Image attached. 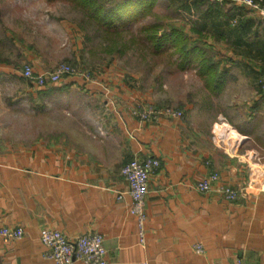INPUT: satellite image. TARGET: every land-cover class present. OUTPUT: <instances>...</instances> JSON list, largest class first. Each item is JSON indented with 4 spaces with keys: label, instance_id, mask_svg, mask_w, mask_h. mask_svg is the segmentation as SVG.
Returning a JSON list of instances; mask_svg holds the SVG:
<instances>
[{
    "label": "crops",
    "instance_id": "crops-1",
    "mask_svg": "<svg viewBox=\"0 0 264 264\" xmlns=\"http://www.w3.org/2000/svg\"><path fill=\"white\" fill-rule=\"evenodd\" d=\"M202 4L178 10L196 15L190 30L205 38L198 45L213 65L203 73L194 60L198 85L176 101L181 117L136 115L148 96L117 72L33 84V109L46 119L32 122L29 141L0 135V230L25 232L0 234V264H54L40 240L45 227L101 233L110 264H264V191L247 189L250 167L264 159V16L231 1ZM8 75L19 73L0 66V78ZM219 126L237 133L232 143ZM136 157L161 161L149 180L144 244L121 172ZM215 172L212 190L199 191ZM223 186L239 189L238 199Z\"/></svg>",
    "mask_w": 264,
    "mask_h": 264
},
{
    "label": "rangeland",
    "instance_id": "rangeland-1",
    "mask_svg": "<svg viewBox=\"0 0 264 264\" xmlns=\"http://www.w3.org/2000/svg\"><path fill=\"white\" fill-rule=\"evenodd\" d=\"M170 2L172 8L158 3L156 15L131 25L132 29L124 33L127 47L122 52L107 53L100 47L103 35L91 43L87 42L86 31L77 25L81 16L68 0H0V66L8 65L19 73L18 76L0 78V135L29 141L36 132L32 122L46 119L44 113L37 114L33 109V80L22 74L28 65L36 73H39V68L46 69L44 72H55L61 65H67L70 72L62 78L86 75L88 81L94 79L97 73L105 77L106 72H117L147 94L143 110L151 114L146 119L158 118L165 108L175 109L176 101L194 93L198 78L192 66H179L178 54L173 53L172 48L159 53H154L151 48L145 49L142 27L154 22L163 24L159 32L161 35L172 24L183 29L184 34L197 45L203 43L205 38L190 30L196 15L182 16L178 11L180 8L183 11L190 8V0ZM207 4L202 6L206 8ZM132 36L138 37L136 42L131 43ZM161 102L168 106L158 107ZM140 109L142 107H136L133 111L143 119ZM256 162L264 169V159ZM256 162L253 168L257 167Z\"/></svg>",
    "mask_w": 264,
    "mask_h": 264
},
{
    "label": "built area",
    "instance_id": "built-area-1",
    "mask_svg": "<svg viewBox=\"0 0 264 264\" xmlns=\"http://www.w3.org/2000/svg\"><path fill=\"white\" fill-rule=\"evenodd\" d=\"M216 3L223 4L225 1H231L236 5H247L254 10L260 11L264 16V6L261 0H213ZM70 72L67 65H61L55 72L36 73L31 66H25L23 76L33 80L39 86L44 87L48 83L57 84L63 79L62 76ZM85 78H88L84 75ZM264 86V77L259 82ZM163 113L171 114L176 117L183 116L181 110L166 108ZM143 119L150 117V112L140 109ZM160 114V112L158 113ZM141 117V116H140ZM250 158H256L255 154ZM260 161V159L258 160ZM261 162V161H260ZM258 163V162H256ZM161 166V161L156 157L146 159L134 158L122 168V175L129 183V193L133 199L131 212L134 215L137 225L140 243L146 242V222L147 214L145 210V201L148 194L149 180L152 173ZM250 167V180L247 185L249 190L264 191V169L258 163L256 168ZM219 173H212L208 178L203 179L197 184V189L202 192L211 191L213 182L219 179ZM223 196L228 200H236L241 194L239 189L223 186L221 188ZM0 234L6 240H19L24 237V229L21 227H4ZM41 242L48 248L47 257L54 264H74L75 261H81L83 264H110L108 250L105 246V238L101 233H85L75 237H69L59 229L45 227L40 233ZM195 249L198 253L204 252L202 244H196ZM144 264V263H143ZM237 264H241L240 261Z\"/></svg>",
    "mask_w": 264,
    "mask_h": 264
},
{
    "label": "trees",
    "instance_id": "trees-1",
    "mask_svg": "<svg viewBox=\"0 0 264 264\" xmlns=\"http://www.w3.org/2000/svg\"><path fill=\"white\" fill-rule=\"evenodd\" d=\"M74 4L75 10L81 16L77 20V25L86 31L88 43L94 41L98 36L103 35L100 47L107 53L116 51L122 52L127 47L124 33L131 30L132 24L145 19L148 16L156 15L155 10L158 3L167 8H172L170 0H68ZM263 3V0H261ZM203 3H211V0H202ZM217 5H222L213 2ZM188 5H186L187 7ZM176 8H178L176 6ZM168 26V25H165ZM163 24L156 22L150 25H143V41L145 49L151 48L154 53L162 52L166 49H173V53L178 54L179 66L188 68L194 65V60L200 59L198 65L203 73L209 72L213 65H209L207 51L197 45L184 34L181 28L173 27L172 24L160 35ZM132 42H136L138 37L132 36ZM119 38L120 40H118ZM32 84H35L32 82ZM36 85V84H35Z\"/></svg>",
    "mask_w": 264,
    "mask_h": 264
},
{
    "label": "bare ground",
    "instance_id": "bare-ground-1",
    "mask_svg": "<svg viewBox=\"0 0 264 264\" xmlns=\"http://www.w3.org/2000/svg\"><path fill=\"white\" fill-rule=\"evenodd\" d=\"M218 133L220 135L226 136L229 139L230 143H232L235 140L234 139L235 136L237 137V134L235 135V132L233 131V129H230V127H228V126H220L219 129H218ZM232 133H233V135H232ZM232 147H234V146H232Z\"/></svg>",
    "mask_w": 264,
    "mask_h": 264
}]
</instances>
